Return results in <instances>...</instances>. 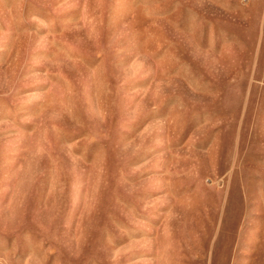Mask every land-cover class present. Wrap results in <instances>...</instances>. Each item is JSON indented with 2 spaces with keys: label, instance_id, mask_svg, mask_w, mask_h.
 Instances as JSON below:
<instances>
[{
  "label": "rangeland",
  "instance_id": "1",
  "mask_svg": "<svg viewBox=\"0 0 264 264\" xmlns=\"http://www.w3.org/2000/svg\"><path fill=\"white\" fill-rule=\"evenodd\" d=\"M0 264H264V0H0Z\"/></svg>",
  "mask_w": 264,
  "mask_h": 264
}]
</instances>
